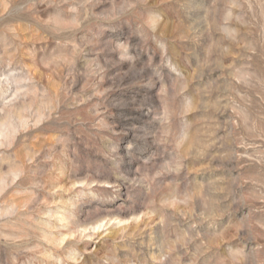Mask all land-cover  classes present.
<instances>
[{
  "label": "rangeland",
  "instance_id": "obj_1",
  "mask_svg": "<svg viewBox=\"0 0 264 264\" xmlns=\"http://www.w3.org/2000/svg\"><path fill=\"white\" fill-rule=\"evenodd\" d=\"M0 264H264V0H0Z\"/></svg>",
  "mask_w": 264,
  "mask_h": 264
}]
</instances>
